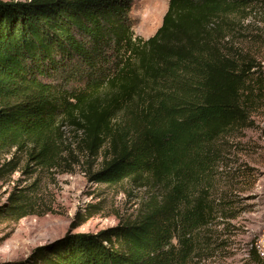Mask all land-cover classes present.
Returning a JSON list of instances; mask_svg holds the SVG:
<instances>
[{"label":"trees","instance_id":"trees-1","mask_svg":"<svg viewBox=\"0 0 264 264\" xmlns=\"http://www.w3.org/2000/svg\"><path fill=\"white\" fill-rule=\"evenodd\" d=\"M133 1L0 0V154L15 150L0 179L24 153L27 167L70 158L93 183L158 191L116 227L37 248L33 264H202L225 242L212 229L226 216L212 198L222 142L264 109V70L222 43L228 17L261 0H170L147 40ZM28 201L13 193L0 217L27 216ZM249 259L264 264L255 246Z\"/></svg>","mask_w":264,"mask_h":264},{"label":"rangeland","instance_id":"rangeland-1","mask_svg":"<svg viewBox=\"0 0 264 264\" xmlns=\"http://www.w3.org/2000/svg\"><path fill=\"white\" fill-rule=\"evenodd\" d=\"M169 1H133L131 17L136 37L147 40L154 36L162 25ZM228 20L222 44L235 48L240 55L253 57L264 70V0L252 2L244 12L230 15ZM252 119L255 121L252 127L222 142L226 146L222 149L219 180L212 198L216 207H225L226 216L219 215L212 229L220 233L216 237L223 235L225 242L222 246L216 244L219 248L202 264H253L249 259L253 246L264 258V109L254 112ZM62 130L63 145L74 150L71 128L67 125ZM13 152L0 154V168L12 159ZM17 159L15 172L2 173L0 210L8 206L13 193L24 192L30 213L19 220L0 217V264H33L31 257L37 248L68 233L96 234L116 227L121 219L135 214L150 195L158 193L128 182L114 186L93 183L86 176L85 165L73 163L70 158L60 160L50 169L32 163L27 167L24 153H18ZM89 205L97 206V213L81 221L77 216L85 215Z\"/></svg>","mask_w":264,"mask_h":264}]
</instances>
